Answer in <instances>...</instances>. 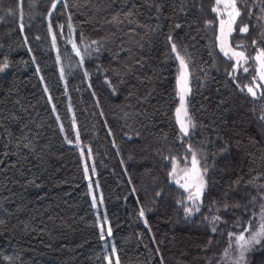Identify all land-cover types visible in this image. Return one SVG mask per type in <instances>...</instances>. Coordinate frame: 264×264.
<instances>
[{"label": "trees", "instance_id": "16d2710c", "mask_svg": "<svg viewBox=\"0 0 264 264\" xmlns=\"http://www.w3.org/2000/svg\"><path fill=\"white\" fill-rule=\"evenodd\" d=\"M78 2L79 8L62 9L57 5L51 17L57 39V46L53 48L47 30L51 0H31V7L30 0H22V21L20 0H0V63H8L0 72V116H10L14 112L22 117L20 122L9 120L5 123L14 135H20L21 123H27L28 128L23 131L33 144L31 148L20 149L25 160L14 155L4 156L7 137L0 138V160L4 161L0 165V219L5 220V224L0 225V264H9L5 256L17 257L16 264H107L97 259L105 241L99 239V228L95 226L97 209L91 207L92 196L88 193L89 181L83 177L80 149L75 142L68 144L64 140L67 135L75 141L77 131L90 167L99 215L102 217L106 213L108 216L120 264H161V257L163 264H174L180 236L190 238L195 245L194 264H217L227 246V232L237 230L234 222L238 217L247 222L251 212L246 213L242 207H229L226 211L221 208L226 223L220 222L221 231L212 233L202 221V216L209 214L207 207L186 220L183 207L176 203L186 193L171 183L167 175L171 163L162 157L176 156L177 161L184 160L188 140L179 138L175 122L178 64L166 37L171 34L178 47L186 46L191 54L192 94L189 100L197 127L190 141L194 145L205 142L203 147L208 153L206 178L209 186L203 198L205 205L213 200L222 205L226 191L230 205L234 202L244 205L250 200L249 193L256 195L255 189L245 186L243 181L239 186L232 185L237 176L249 178L248 153L259 156L264 151V123L256 118L264 101L254 102L250 95L242 94L236 87V83H249L254 69L249 67L248 73L238 69L235 83L227 76L233 62L221 54L214 42L218 21L210 27L204 24L205 20H215L212 12L215 0H155L162 4L159 20L155 8L149 7L153 0H148L147 4L144 0H136L139 5L137 19L149 27L137 28L139 35L135 39L141 41L143 49L135 44L131 47L136 59L144 57L141 62L144 66L135 65L134 74L124 77V82L120 83L113 69L122 70L126 54L121 53L119 61L113 60L112 54L118 50L120 40H128L124 33L134 25L125 22L120 26L121 31H117L108 23L121 6V0H116L109 8L104 7L108 0ZM181 2L184 11H180ZM130 6L127 4L125 10ZM256 11L253 9L254 13ZM69 14L76 40L80 41L83 33L84 42L91 49V52H84L83 67L77 66L80 57L64 39L69 30ZM21 22L25 25L23 31L19 29ZM238 23H248L250 30L245 34L233 33L234 46L235 41H242L246 54L254 56L251 40L259 39L260 24L264 22H258L255 15L250 20L245 10ZM60 24L64 25L63 30L58 27ZM157 24L160 25L158 29ZM176 24H180V28H176ZM111 32H117L119 39L102 41L105 49L95 52L97 45H92L91 41H101ZM25 36L27 43H24ZM58 54L60 63L56 62ZM85 70L89 73L87 78ZM105 75L117 88L115 94L105 82ZM45 85L48 92L44 91ZM129 92L133 95L128 96ZM149 92L151 95L147 99H138ZM125 112L129 115L125 116ZM73 118L75 127L72 126ZM250 137L259 143H250ZM225 141L229 150L220 153ZM10 147L15 150L14 144ZM89 148L91 157L87 155ZM213 152L217 153L214 166ZM92 164L96 167L94 174ZM33 173L39 177L36 180L39 187L25 183ZM255 174V171L251 173ZM161 190V196L156 197L155 193ZM101 195L103 203L99 202ZM185 204L188 205L187 201ZM248 206L252 209L251 204ZM141 207L145 209L144 218L139 217ZM144 219L148 220V226ZM209 238L212 243L205 249ZM115 260L112 258L113 264ZM252 264H264V253H255Z\"/></svg>", "mask_w": 264, "mask_h": 264}, {"label": "snow or ice", "instance_id": "6c2138e0", "mask_svg": "<svg viewBox=\"0 0 264 264\" xmlns=\"http://www.w3.org/2000/svg\"><path fill=\"white\" fill-rule=\"evenodd\" d=\"M116 2V0H108L105 3L104 7L109 8ZM147 4L148 0H144ZM21 3V21L23 19V11H22V0ZM131 4L130 7H127V4ZM61 5L62 9L71 8H79L81 5L78 0H73V3H69V0H51V5L47 11V30L51 34V44L53 48L57 46L56 34L53 31V24L51 17L55 10H57V5ZM29 6L31 7V0ZM95 6V5H94ZM149 7H154L156 11V19L159 20L160 14L162 12V4L156 3L153 0V3L149 5ZM253 9H257L254 13ZM99 10V9H98ZM183 2H181L180 11H184ZM247 10L248 18L251 20L253 15L256 16L258 22H264V0H252L251 4L247 3V0H215V3L212 7V12L215 13V20H205L204 24L206 27L216 25L218 21V32L214 34V42L219 47L220 52L224 54L230 61H235L231 65V71H227V76L231 77L233 82L235 83L238 79L236 76V72L238 69L242 68L244 73L249 72V67L254 69L253 73L250 77V82L244 85H240L236 83V87L242 94L250 95L253 98V101H264V23L260 24L261 31L259 32V39L253 38L251 40V44L255 49L254 56H249L246 54L247 49L243 45L242 41H235L234 46V38L233 33L238 32L241 34L249 33L250 25L248 23L239 24L238 18H242L243 12ZM11 11V10H9ZM139 15V5L136 3V0H121V6L116 9V11L112 14L111 20L108 23L113 24L117 31H121L120 26L124 25L125 22L127 25H134V27H129L128 31L124 33V35L128 36V40H120V44L118 50L112 54V59L119 61L121 59L120 54L125 53L126 57L124 58V63L122 64V70L117 71L113 69L115 75L120 77V83L124 82V77L133 75L135 72V65H140L142 68L144 65L141 63L144 60V57L141 56L139 59H136L131 45L135 44L138 48L143 49L144 45L140 40L135 39V36L139 35L137 32V28H148L149 26L141 23L137 16ZM72 17L71 14L68 15V24L67 27L69 29V38L68 42L72 45V50L75 52L76 56L80 57L77 66L83 67L84 65V56L81 53L80 48L77 45L76 40L73 38L74 28L71 23ZM159 24L156 25V29L159 28ZM180 24H176V28H180ZM255 26V25H254ZM25 25L23 22L19 24L20 31L24 30ZM58 27L63 30L64 25L60 24ZM156 29H150V31H155ZM61 35H63V31H61ZM147 35V33H145ZM119 39L117 36V32H111L109 36L102 38L101 41L92 40V45H97L95 48V52L99 53L102 49H105L106 44L102 41H107L111 38ZM233 38V39H230ZM39 39V37H37ZM80 42L84 43L85 37L83 33L79 36ZM143 39V37H141ZM166 40L170 43V51L174 54L173 59L178 61L177 74L175 76V89H174V116L175 122L179 125V138L181 140H185L187 138V147L186 152L187 155L184 157V165L180 166L176 156H163L164 160H168L171 163V168L168 171L167 175L171 180H174L180 188L184 190L187 194L183 199L177 200L176 203L183 207V213L185 219L191 218L194 214H200L201 209L203 207H207L209 214L202 216V221L211 229L212 233L220 232L219 224L220 222L226 223L221 214V208L223 210H227L229 207L233 208H243L244 211L251 212L249 219L247 222H243L242 218L238 217L234 222V227L237 229L236 231H228L227 237L228 242L227 246L223 248L220 259L217 261V264H252L253 255L257 252L264 253V170L256 171L257 168L264 169V151H261L259 156H256L255 153H248L249 156V178L247 180L244 179L243 176H237L236 180L232 182V185L239 186L241 181L244 182L245 186H251L255 189L256 195H250V200L248 203L241 205L238 202H234L231 205L227 201L228 192L224 193L225 201L222 205L219 204L218 201L213 200L208 205L204 204V197L206 196V190L209 186V181L207 180V174L209 171L208 166V153L203 147L205 142H200L199 144H193L190 141L191 135L195 128L197 127V121L190 111V100L189 97L192 94V88L190 86V62H191V54L187 52V47L183 48L178 47L177 43L174 42L173 36L171 34L167 35ZM114 42V41H113ZM24 43H27V36L24 37ZM128 45V46H125ZM85 51L88 50L89 45L85 44ZM31 51V49H28ZM109 51H111L109 49ZM91 55V53H89ZM211 55V53H209ZM33 61L35 57L32 58ZM61 57L58 54L56 56V62L60 63ZM128 60H131V63H128ZM251 61V64L249 62ZM8 67V63H0V72L4 71ZM99 70V69H98ZM36 71L39 72L40 68L37 66ZM105 72L108 69H104ZM61 79L64 77V69L60 68ZM84 76L87 78L89 73L87 70L84 71ZM43 80V77L40 78ZM105 82L108 83L109 87L112 88L113 94L117 92V88L112 85L108 76L104 77ZM150 79V78H149ZM91 87V85H89ZM246 90V91H245ZM44 91L48 92L49 89L47 85L44 87ZM95 95V93H93ZM133 93L129 92L128 96H132ZM151 95L149 92L145 97L138 99H147L148 96ZM178 98V102H176ZM127 99V97H126ZM49 102H51V95L48 96ZM16 103H19L17 101ZM98 103V102H97ZM223 103V101H221ZM128 107H133L132 105H128ZM23 108V105H21ZM69 111H71V105H69ZM52 111H56L55 104L52 105ZM255 112V108L252 110ZM129 113L125 112V116H128ZM57 120L60 119L59 116L56 117ZM258 121L264 123V104H261L260 113L256 117ZM20 122L22 121V117L17 116L14 112L10 114V116H0V129L3 132H0V138H3L6 135L7 139L4 143L5 151L3 153L4 156L14 155L17 157H21V148H31L33 147L32 139H29L28 135L24 133V129L28 128L27 123H21V133L20 135H14L7 127L6 121ZM72 126L75 127V118H73ZM60 130L63 132V125L60 126ZM109 134L111 135V129H109ZM125 135H128L125 133ZM139 135V132L136 133ZM219 139H223V137H218ZM64 140L68 144H73L75 142L76 146L80 149V159L84 161L83 164V177L87 179L88 185V193L92 196L91 207L96 208L97 206V197L93 193V182L91 177L89 176L90 167L85 160V151L84 148L81 147V140L79 131L76 132L75 141L69 139L66 135ZM250 143L256 144L259 143L254 138H249ZM15 145V150H12L10 146ZM115 144V141H113ZM229 150V145L227 141L224 142L223 146L220 147V153H227ZM88 157L92 156L91 148L87 150ZM213 166L215 164V157L217 153L213 152ZM190 156V163H189ZM26 160V157H21ZM19 163V160L17 161ZM4 161L0 160V165H3ZM13 167L15 165H12ZM255 171L256 174L253 176L251 173ZM91 172L94 174L96 172L95 164L91 165ZM21 175H24L21 172ZM39 177L33 173L32 177L25 181L26 184L34 185L39 187L40 185L36 184V180ZM96 187H99V183L96 182ZM230 189L232 186H229ZM135 191V189H133ZM162 193L161 191H157L155 193L156 197H160ZM42 198V197H41ZM103 196L101 195L99 198V202L103 203ZM185 201L190 202V206L185 204ZM155 203V201H153ZM248 204L252 205V209H249ZM258 208V211L256 209ZM139 217H145V209L141 207L139 209ZM255 220V223L253 221ZM243 223H246L247 226H242ZM5 220L0 219V225H4ZM145 226H148V220L144 219ZM95 226L99 228V239L101 241H105L104 248L102 249L101 256H98L97 259L101 261H107V264H113L112 257L116 256L115 264H120L119 257L117 256V248L113 244L109 248L105 237H111L113 235L111 224L108 220V216L105 213L102 217L97 214L95 219ZM25 230H27L28 225H24ZM148 231L151 232V228H148ZM153 241L155 242V237H153ZM212 243L211 238H209L207 244L205 245V249H207ZM159 252V248L156 249ZM4 259L9 262V264H16V260L18 259L15 256H5ZM161 264H163V258L161 257Z\"/></svg>", "mask_w": 264, "mask_h": 264}, {"label": "rangeland", "instance_id": "374dc122", "mask_svg": "<svg viewBox=\"0 0 264 264\" xmlns=\"http://www.w3.org/2000/svg\"><path fill=\"white\" fill-rule=\"evenodd\" d=\"M73 35V38L76 40L75 38V33L72 34ZM68 38H69V30L66 32V34L64 35V39L67 43L68 46H70L72 48V45L71 43L68 42ZM231 39V38H230ZM77 42V45L78 47L80 48L81 50V53L82 55H84V52H91V49L90 47L88 48L87 51H85V42L84 43H81L80 41L76 40ZM73 51V50H72ZM74 52V51H73ZM75 53V52H74ZM222 53V52H221ZM223 54V53H222ZM224 56V54H223ZM225 57V56H224ZM227 58V57H225ZM228 59V58H227ZM229 60V59H228ZM233 63H235V61H232ZM178 125V124H177ZM178 128H179V125H178ZM179 165L180 166H183L185 161L182 160V161H178ZM189 163H190V156H189ZM171 183L174 184L175 186L179 187V185H177L175 183L174 180H171ZM180 188V187H179ZM182 189V188H180ZM183 190V189H182ZM184 191V190H183ZM187 195V194H186ZM188 205L190 206V202H188ZM96 209H97V214H99V205H98V202H97V206H96ZM195 215V214H194ZM101 216V215H100ZM107 237V236H106ZM109 238V237H108ZM107 244L109 246V248L111 247V245H113V241L109 238L107 240ZM192 240L190 238H187V237H182L180 236V240H179V247L176 249V254H177V257H176V261L174 264H194V260H196V250H195V245H192ZM193 247V248H192ZM186 248V249H185ZM200 249V248H199ZM201 255V258H203L202 256V253L200 254ZM113 260L116 259V256H113L112 257Z\"/></svg>", "mask_w": 264, "mask_h": 264}]
</instances>
